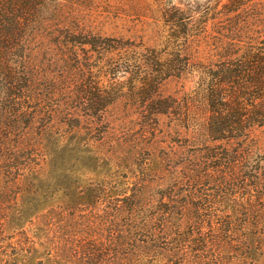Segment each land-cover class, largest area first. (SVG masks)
Instances as JSON below:
<instances>
[{
  "label": "trees",
  "instance_id": "1",
  "mask_svg": "<svg viewBox=\"0 0 264 264\" xmlns=\"http://www.w3.org/2000/svg\"><path fill=\"white\" fill-rule=\"evenodd\" d=\"M73 5L0 0V264H264V0L213 7L221 60L200 78L210 109L186 128L194 145L103 182L87 231L67 195L28 188L70 151L64 49L90 42Z\"/></svg>",
  "mask_w": 264,
  "mask_h": 264
},
{
  "label": "rangeland",
  "instance_id": "2",
  "mask_svg": "<svg viewBox=\"0 0 264 264\" xmlns=\"http://www.w3.org/2000/svg\"><path fill=\"white\" fill-rule=\"evenodd\" d=\"M74 1L71 17L79 20L90 42L64 49V94L72 112L68 129L74 130L68 138L70 151L65 160L56 161L52 174H43L28 188L67 195L75 222L87 231V224L99 219L97 195L103 182L126 179L137 164L160 159L170 148L180 156L194 145L184 134L209 115L210 105L198 86L221 60L214 42L223 36L215 32L220 23L214 24L212 17L213 7L220 8L225 0ZM169 3L183 11L164 9ZM184 22H189L186 32ZM259 30L245 31L246 45L257 41L252 34ZM51 70L54 76L55 65ZM79 70L81 79L74 77ZM110 156H118L119 163L106 167ZM104 174L112 180H104Z\"/></svg>",
  "mask_w": 264,
  "mask_h": 264
}]
</instances>
